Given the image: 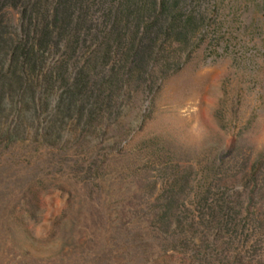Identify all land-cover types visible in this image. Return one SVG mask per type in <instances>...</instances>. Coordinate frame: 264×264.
<instances>
[{
  "label": "rangeland",
  "instance_id": "obj_1",
  "mask_svg": "<svg viewBox=\"0 0 264 264\" xmlns=\"http://www.w3.org/2000/svg\"><path fill=\"white\" fill-rule=\"evenodd\" d=\"M41 1L35 28L64 9L62 0ZM119 1L89 3L71 50L56 28L45 44L36 42L33 22L26 24L32 0H0V126L14 127L23 116L28 138L14 150L0 142V196L8 195L0 205L35 207L25 230L6 227L0 264H185L203 238L224 241L213 246L215 256H228L233 246L225 241L233 240L239 264H264V225L257 226L264 224V0H176L180 12L193 11L201 22L184 46L163 33L165 14L146 32H133L127 18L126 39L117 46L104 8ZM103 29L111 30L106 59L100 38L90 37ZM131 39L147 74L113 92L99 128L68 115V89L57 81L48 89V76L65 65L74 70L92 54L96 77L119 72L124 61L138 59L127 57ZM33 42L38 66L30 76L24 67L27 85L17 93L13 48L32 55ZM204 186L202 206L194 192ZM170 187L191 223L208 219L205 207L226 195L231 218L243 228L189 229L186 248L162 252L166 239L146 218Z\"/></svg>",
  "mask_w": 264,
  "mask_h": 264
},
{
  "label": "trees",
  "instance_id": "obj_2",
  "mask_svg": "<svg viewBox=\"0 0 264 264\" xmlns=\"http://www.w3.org/2000/svg\"><path fill=\"white\" fill-rule=\"evenodd\" d=\"M93 0H62L61 6L64 8L62 11L54 10L50 23L47 21L40 24L38 28H35L36 20L41 0H32V8L26 14L27 26L32 23V34H36L38 39L36 42L45 44L50 38L53 29H57L58 33H61L66 37V43L68 48L73 49L76 47L79 36L82 34L84 27L86 26L87 10L89 3ZM170 1V0H169ZM75 11V14H74ZM167 16V21L162 27L163 33L172 35L176 38L177 42L182 46L186 41L195 36L198 32L201 22L195 18L193 11L186 13L180 12V7L177 6V1L168 2V0H120L116 5H108L104 8V16L106 19L112 18L114 23V38L117 46L125 41V33L127 27V18L132 17L134 19L133 32L143 28V31L151 29L153 24L162 16ZM111 30L103 29L101 36H90L92 40L100 38V58L106 59L108 57V51L110 47L109 36ZM14 58L12 59V76L15 78L14 90L17 93L23 92L26 87L25 68L28 67L27 76L34 74L38 63L35 53V43H31L29 50L33 51L32 55H28V49L15 46ZM95 51V50H94ZM127 57L129 55L138 56V59L130 66L128 62H123L120 65L121 71H109L105 70L100 72L96 77L97 72V57L92 54L86 58L80 65L76 66L74 70L69 68L68 65L59 68L55 74H51L47 78L48 89L57 81L61 82L68 89L69 101L66 103V108H63L68 115H74L81 120L85 126L100 127L109 116L111 105V98L113 92L118 93L120 89L126 85L129 79L134 82H138L142 76L147 74L146 62L141 61L139 58V42H134L132 39L127 47ZM97 54V53H96ZM179 64H177L178 66ZM10 66H8L9 69ZM97 67V68H96ZM71 75V77H70ZM87 106V108H83ZM17 115H21V108H16ZM2 114H0V119ZM22 118L18 120L14 127H5L2 129L0 126V142L8 144L12 150L22 148V143L28 140L26 137V129L22 128ZM63 122L60 121L57 126H53L52 129L58 130ZM51 130H49L50 133ZM5 146V145H4ZM4 146L1 148L3 153ZM6 146V147H7ZM98 174V173H97ZM41 181V180H40ZM183 177H181L177 186L179 188L183 185ZM209 188L204 186L194 195L197 201L203 206L208 199ZM8 193V192H6ZM177 192L174 187H170L162 196V203L151 209V213L146 218L147 226L153 229L158 237L166 239L165 243H162V252L169 250L172 251L175 248H186L189 241L187 240V231L196 227L206 228L214 227L215 229L231 228L233 230L242 229L243 224L235 222L229 214L234 211V207L228 204L226 195H221L217 198L212 205L205 207L207 211V218L202 220L198 225L188 221V212L186 209L179 207L176 203ZM7 194L0 196V201ZM3 197V198H2ZM34 199V193L32 194ZM186 210V211H185ZM35 207L30 206L27 203H23L17 207H7L0 205V241H4L2 238L5 234V238L9 237L7 228L22 227L24 229V223L32 218L35 214ZM258 224V225H257ZM257 226L263 227V223L257 221ZM196 225V226H195ZM3 228V230H1ZM25 230V229H24ZM3 231L5 233H3ZM72 234L71 232L69 233ZM71 237V236H69ZM206 238L199 239L195 242L197 244L195 251L187 258L185 264H239V255L236 250V245L233 244V240H226L227 245H232V251L228 256H215L212 253V248L223 245L224 241L219 240L215 242ZM210 248V249H209ZM208 249V250H207ZM183 254V253H181ZM9 255V254H8ZM161 260L164 257H159ZM11 260H6L5 264L11 263Z\"/></svg>",
  "mask_w": 264,
  "mask_h": 264
}]
</instances>
